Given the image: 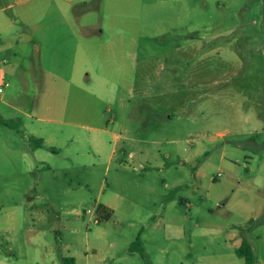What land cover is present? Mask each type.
<instances>
[{
	"label": "rangeland",
	"instance_id": "obj_1",
	"mask_svg": "<svg viewBox=\"0 0 264 264\" xmlns=\"http://www.w3.org/2000/svg\"><path fill=\"white\" fill-rule=\"evenodd\" d=\"M68 12L71 84L37 81L35 23L16 57L0 56L7 99L53 120L0 102L27 123L0 125V264H244V239L264 264V0H74ZM107 121L117 139L74 125ZM33 131L59 153L33 157Z\"/></svg>",
	"mask_w": 264,
	"mask_h": 264
},
{
	"label": "crops",
	"instance_id": "obj_2",
	"mask_svg": "<svg viewBox=\"0 0 264 264\" xmlns=\"http://www.w3.org/2000/svg\"><path fill=\"white\" fill-rule=\"evenodd\" d=\"M73 1L74 0H0V34L10 32V30H12L16 26V24L24 21L26 23L27 30L32 29V31H30V34L27 33V36H25L23 32H19L18 35L15 34L16 32H14L10 35V37L12 38L10 39L9 43H6L5 41H2L0 39V56L2 54H6L8 58H10L12 55L16 57L18 53L14 51V49L18 45H20V43L32 40L33 23H35L34 26H37L36 30L40 31L43 28V31H45L42 32L40 38L37 39V41H39L40 43L39 44L37 42L40 45V49L37 59H35L32 64L34 70L38 71L39 73V78L37 79V81L48 80L50 85L54 84L55 82L68 85L71 84L73 81V73L79 47L77 36L72 29L71 22L68 16V11ZM16 7H20V12L10 13L13 9H16ZM33 10H36V12H44V14L40 13L41 17L39 19L38 17H36L35 22L33 21V13L36 14V12H34ZM56 24L61 25V30L63 32V35L65 36L62 41L60 40V43L54 42L51 33L48 34L49 36L47 35V37L44 38L45 33L53 31V26ZM43 25L45 28L43 27ZM12 40H14L13 42L15 43H13ZM34 40L36 41L35 38ZM44 41H46V44ZM42 42L43 44H41ZM59 55L61 56V60L58 59ZM5 90L0 95V102L2 105L8 106L16 112H20L24 115V117L28 119H35L41 122L53 121L42 118L41 112L36 113V111H33L35 110L34 108H36L37 112L40 111L39 107L33 108V103H31V107L29 109L25 110L16 107V105L11 103L12 101L10 100V98L7 99L6 95H4ZM20 119H22L23 121V125L21 126V128L23 126H27V123L24 121V119ZM108 124L109 121H107L106 127H97V125L95 127L87 126L85 123H77L74 125L81 129H84L85 127L93 129L94 132L98 133L97 136H100L99 134L101 133L112 134V136L117 139L119 135L116 134V132L110 130ZM32 134H36L38 138L40 136H43L42 133H38L37 131H33ZM40 139H42V137ZM42 140L44 141L45 145L49 147V144L46 143V140ZM39 150L40 149H33V157ZM114 151L115 149H113L112 155H114ZM53 153L59 152H57L56 150ZM133 155V151L129 152V157ZM103 206L111 210V208H109L108 206Z\"/></svg>",
	"mask_w": 264,
	"mask_h": 264
},
{
	"label": "trees",
	"instance_id": "obj_3",
	"mask_svg": "<svg viewBox=\"0 0 264 264\" xmlns=\"http://www.w3.org/2000/svg\"><path fill=\"white\" fill-rule=\"evenodd\" d=\"M0 125L4 127H8L11 129H20L21 126L23 125V121L20 118L17 119H6L2 116L0 113ZM31 145L34 150L36 149H43L51 152H55L56 150L51 147H47L44 143V141L40 138L33 137L31 138ZM98 211L103 213L104 218L106 219L111 216L112 210L107 209L103 205H100L98 208ZM140 238H137L136 241L132 244L131 250L138 248L140 246ZM143 254V251H142ZM236 255L239 258L244 259V264H258V259L255 254L253 246L246 240L244 239L241 243V245L238 247L236 250ZM62 264H76L75 258L74 257H63L62 258Z\"/></svg>",
	"mask_w": 264,
	"mask_h": 264
},
{
	"label": "built area",
	"instance_id": "obj_4",
	"mask_svg": "<svg viewBox=\"0 0 264 264\" xmlns=\"http://www.w3.org/2000/svg\"><path fill=\"white\" fill-rule=\"evenodd\" d=\"M7 86H8V82H7L6 78L4 77L3 72L0 68V94L4 92V90Z\"/></svg>",
	"mask_w": 264,
	"mask_h": 264
}]
</instances>
